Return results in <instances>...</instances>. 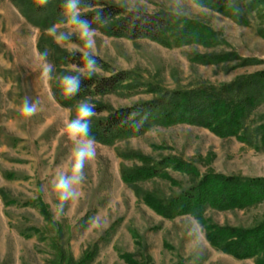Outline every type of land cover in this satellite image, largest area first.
Returning <instances> with one entry per match:
<instances>
[{
  "label": "rangeland",
  "instance_id": "obj_1",
  "mask_svg": "<svg viewBox=\"0 0 264 264\" xmlns=\"http://www.w3.org/2000/svg\"><path fill=\"white\" fill-rule=\"evenodd\" d=\"M96 1L200 21L217 33L219 44L215 48L197 44L168 47L148 39L113 37L96 28L95 51L108 65L96 75L125 71L129 76L115 93L88 99L95 110L99 103L108 108L96 113L92 126L110 110L139 106L166 91L231 83L264 71V18L257 11L246 14L250 23L244 25L194 0ZM56 5L52 0L44 11L32 14L25 10L24 1L0 0V264H51L60 248L76 261L87 258L88 264H256L254 258L238 260L213 248L204 228L191 216L170 220L158 215L137 190L170 199L191 186L192 176L167 167L177 185L161 178L136 185L123 180L125 170L143 165L137 154L149 157L153 164L168 157L180 158L201 174L264 178V146L255 131L252 144L234 137L220 138L187 124L156 125L113 144L97 141L96 157L85 168L86 180L78 188V197L66 204L63 216L54 219L57 201L49 182L68 166L71 143L64 124L75 116L80 102L64 106L54 96L57 77L72 71V66L58 64L61 55L56 51H68L70 45L56 43L47 32L64 19L63 4L59 13ZM45 49L47 63L53 65L50 80L41 78L44 61L37 56ZM231 52L259 63L234 69L235 63L203 65L192 60L195 54ZM25 96L39 101V111L30 118L20 112ZM261 124L264 101L254 110L249 128ZM41 203L49 211V219ZM206 215L222 226L251 228L264 221V201L243 210L209 209ZM93 217L102 221L100 226L91 224Z\"/></svg>",
  "mask_w": 264,
  "mask_h": 264
},
{
  "label": "trees",
  "instance_id": "obj_2",
  "mask_svg": "<svg viewBox=\"0 0 264 264\" xmlns=\"http://www.w3.org/2000/svg\"><path fill=\"white\" fill-rule=\"evenodd\" d=\"M20 4L25 2V10L29 13H41L51 3L41 6L38 0H11ZM58 2L55 12L59 13ZM197 4L227 16L239 24L249 25L246 14L257 11L260 17L264 11V0H194ZM91 7L84 13L83 19L92 20L95 11L101 8V14L108 19L107 24H94L107 35L124 37L130 40L148 39L160 42L168 47L185 45H202L215 48L219 44L217 33L208 25L175 13H150L144 9L128 10L116 4L102 1H85ZM62 7V5H61ZM26 11V14H27ZM55 15V13H54ZM27 17L31 15L27 14ZM36 23L42 24L39 20ZM56 48V47H55ZM60 53L59 65L76 64L82 66L81 53L70 54L56 48ZM58 55V54H57ZM99 69H107L108 65L96 57ZM193 61L199 64L221 65L235 63L233 68L259 63L256 59H244L236 53H204L195 54ZM57 63V62H55ZM57 64V65H58ZM71 72H62V75ZM128 72L120 71L109 76L94 75L81 81L79 93L70 99L61 95V90L54 83L55 99L64 106H72L78 101L92 97H104L115 93L127 80ZM264 101V71L239 77L231 83L212 85L206 84L193 89L177 90L161 93L158 97L139 106L120 107L110 110L106 117L94 123L91 134L96 141L113 144L118 139H127L148 131L153 126L170 127L177 124L198 126L209 130L220 138L234 137L240 142L252 144L253 132L264 146V124L254 130L249 128V120L261 102ZM96 112L107 110L105 104L99 103ZM133 110L147 113V119L139 129L121 124ZM142 161L141 167L125 170L123 180L136 185L153 178L168 180L177 185L167 167H172L184 175L192 176V184L170 199H163L152 192L137 188L144 202L158 215L166 219L180 216H191L204 228L206 239L210 245L235 259H255L256 264H264V221L251 228L222 226L215 223L206 213L209 209L216 211L243 210L256 206L264 201V178H244L240 176H224L213 172L201 174L191 163L180 158H164L157 164L147 156L137 154ZM42 211L49 219V211L41 203ZM36 232H40L36 230ZM60 260L57 261V257ZM51 264H88L87 258L76 261L67 250L59 249Z\"/></svg>",
  "mask_w": 264,
  "mask_h": 264
},
{
  "label": "clouds",
  "instance_id": "obj_3",
  "mask_svg": "<svg viewBox=\"0 0 264 264\" xmlns=\"http://www.w3.org/2000/svg\"><path fill=\"white\" fill-rule=\"evenodd\" d=\"M41 6L47 4L48 0H38ZM91 7L85 0H64L62 15L64 19L59 25L54 24L47 29L54 41L58 44L70 45V54L81 53L82 66L72 65L70 74L57 77L61 95L65 99L75 97L80 91L82 80L93 77L99 70L96 54L97 29L94 24L105 25L108 19L101 14V8L95 11L92 20L83 19L84 8ZM63 29V30H62ZM73 37L81 43H75ZM37 56L44 63L41 65V78L50 80L52 78L53 65L47 63L48 50L37 52ZM96 105L88 99L81 100L76 106V114L69 118L64 124V133L71 143L68 156V166L56 173L49 182L50 193L55 197L57 203L54 207V219L58 220L65 213L68 202L75 200L79 193L78 188L86 180L85 168L90 161L96 157L95 137L91 134L92 118L96 116ZM39 111V101H32L25 96L20 108L25 118H30ZM147 119V113L133 110L121 124L129 125L139 130ZM91 224L100 226L102 221L98 217L91 219Z\"/></svg>",
  "mask_w": 264,
  "mask_h": 264
}]
</instances>
